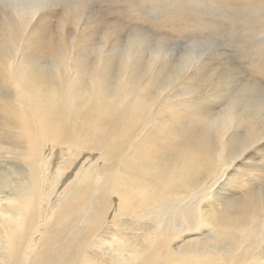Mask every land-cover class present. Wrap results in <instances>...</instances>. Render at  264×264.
Returning a JSON list of instances; mask_svg holds the SVG:
<instances>
[{"label":"bare ground","instance_id":"obj_1","mask_svg":"<svg viewBox=\"0 0 264 264\" xmlns=\"http://www.w3.org/2000/svg\"><path fill=\"white\" fill-rule=\"evenodd\" d=\"M147 1L160 14L137 19L158 32L215 21L188 17L191 0ZM204 1L264 23L247 16L264 0ZM81 6L55 16L53 38L39 2H1L0 264H264V44L224 74L193 44L167 69L151 34L106 44L108 19L68 38Z\"/></svg>","mask_w":264,"mask_h":264},{"label":"rangeland","instance_id":"obj_2","mask_svg":"<svg viewBox=\"0 0 264 264\" xmlns=\"http://www.w3.org/2000/svg\"><path fill=\"white\" fill-rule=\"evenodd\" d=\"M15 1L25 2V0H14V1L10 0V2H9V0H3V1L0 0V6H1V2L13 3ZM30 1L35 2V3L39 2L41 4L42 8H44V9H42V11L44 10L46 12L45 14H47V12H49V14H47V17L49 18V21L50 20L51 21L49 22L48 25H49V28H51L50 36L51 37L53 36V38L57 37V35H58V33H57L58 32L57 18L55 16L60 15L61 12H63V10H65V9H72L74 7V4L77 5L79 3V6H81V2L83 3L85 1L83 3V5L81 6L82 9L80 7L79 11H78V13L80 12L79 14L82 15V16L78 15V17L80 16L82 20L80 18H77V20H76L77 23L75 24L76 26L72 25L71 23H67L66 26H64V31H65V34L67 35L68 38H70L71 35L78 34L82 29L88 28L85 26H87L89 22L94 23L95 27L98 26L96 28L101 29L102 26L105 27L104 24H106L108 26V24L106 22H108L109 25H112L111 24L112 22H110V21H113V24L115 23V25H116L115 27L117 28L119 26L120 30L115 29L116 31L114 30V32H115L114 36L109 39L112 42H110L108 40V42L106 44H115V42H116V44H122V45L126 42H127L126 44H128L134 40L133 39L134 37L131 36L132 32H133L132 35H136V36L140 37L141 39H145V38H147V36H150V34H151L150 38H148L149 40L146 42L148 44H150V46L163 45L162 49H159L163 52H161L162 54L161 53L159 54L157 52V49H156V50L152 51L150 56L156 57L154 64H157V65L161 64L160 65L161 67L166 65L167 69L180 68L183 71V69L187 66V64L185 62V58H184L185 54L188 53V51H187L188 47L193 44L194 47L190 46V48H192L191 51H193L195 54L200 55V56L202 54V52H201L202 48L201 47L203 45H204L203 47H206L207 49H210V48L216 49L214 51V61H211V65L209 64L210 61L208 60L209 59L208 57L212 56L213 51H208L209 53L208 52L206 53L208 56L203 55V58H205L204 60L209 65V67L215 68L216 70H218V72L220 71L219 72L220 74H224L223 70L227 71L229 69H235L237 67L238 63L241 61V59H243L242 62L247 61L246 59H248V58L245 56V54H243V51H244L242 49L243 47H245L247 45L250 46V45H255V44H261V45L264 44V26L262 27V25L264 23L257 26V28H256L257 31L250 30L247 27V24L241 21V15H240V12L238 9H229V10L223 11L221 8L219 11L216 9H213V12H211V9L215 8L217 4L207 3L204 0H193V1L191 0V1H188L186 3H181L182 7H185L186 9H188V11L191 12V14H193V15L190 14L188 16V17L191 16L193 20H196L197 17L200 18L199 17L200 15L202 16V18H204L203 16H207L210 19H215L214 22L207 21L206 24H208V26L202 32L197 31L198 29H200V28H198L200 25L199 22L196 24V22L194 23L193 21H192L193 23L189 22L187 25L182 27L177 32H171V31L166 30V29L159 30L161 32L155 31L154 29H152L154 27L151 28V27H149V25L147 23H144V22L140 21L139 19H137V18H140L141 16H143V14L145 16L147 13H152L153 15H156V16L160 14V13H158L159 12L158 10L160 8L159 9L154 8V7L151 8V6H150L151 1L145 2V0H143V1L139 2V0H137L138 5H135L133 8L125 0L124 1L118 0V2L116 0H96L95 2L93 0H89V1H87V0H76L77 2L75 0H69V1L68 0L67 1L66 0H55V1L54 0H52V1L48 0V2H50L51 4L48 3L47 0H42V1L41 0H35V1L30 0ZM86 1L88 2L87 5H85ZM92 1H93V4H95L96 8L93 4H91ZM97 1L99 2V4H97L98 6L96 5ZM69 2H70V5H69ZM162 2L163 1H159V0H157V2L155 1V3H162ZM164 2H166V0H164ZM167 2H169V1L167 0ZM52 3H53V5H52ZM67 3H68V6H67ZM198 3H201L203 6L202 7L199 6ZM89 4H91L92 6ZM103 4L105 7L103 6ZM84 5L87 7H84ZM88 5H89V8H88ZM167 6L168 5H166V7ZM53 7H55V8H53ZM90 7L92 9H90ZM135 7H136V9H135ZM83 8H85L86 10ZM175 8H176L175 6L169 7L170 10H175ZM53 9L56 11L55 13H54ZM57 9H59V10H57ZM89 9L91 12L87 11ZM96 9L99 11L97 12ZM100 9H102V10H100ZM167 9H168V7H167ZM121 10L126 14L125 17L121 16V12H122ZM92 11H93V13L95 12V14L91 15ZM160 12H161V10H160ZM206 12L210 15H213V16L216 15V16H214V17H211L210 15L208 16V15H206L207 14ZM106 13H108V14H106ZM85 14H87V15H85ZM202 14H205V15H202ZM93 16H96L95 19H93L94 18ZM247 16L252 17V18H259V17L262 18V17H264V9L254 7V5H250L248 10H247ZM0 17H2L1 14H0ZM83 18H86V20ZM87 18H89V19H87ZM96 18L98 19V21L96 20ZM107 19L110 21H108ZM78 20H80V22ZM87 20H88V22H86ZM100 20L105 22V23L101 22ZM138 21H139V23H138ZM51 22H53V24ZM90 23H89V26H94V25H90ZM203 24H205V23H203ZM100 26H101V28H100ZM142 26L145 28H143ZM123 27H125L124 29L128 32L124 31L122 29ZM135 28H136V30H134ZM137 31H139V33ZM153 34H157V36H155ZM161 34H163V36L165 37V39H163L165 42L163 40L158 39V36ZM97 37L95 36L96 39L93 38V40H92L93 42H90V43L93 44V43H95V42L97 43V41H99V43H97V44H101L102 39L101 40L97 39ZM153 37H155V38H153ZM94 39H95V41H94ZM123 40H125V42ZM186 42H188V43H186ZM210 54H211V56H210ZM242 57H246V59H244ZM238 58H241V59L239 60ZM237 59L239 62L237 61ZM144 60H146V59H144ZM241 65H242V63H241ZM245 67L248 70V63ZM230 85L233 86V83ZM64 153L65 154H63V156L65 159V157L67 158L69 156L71 151L66 148ZM45 154L54 155L55 159H54L53 165H54V163H57L60 159V157H57V155L60 154L58 148H52L50 145H47L45 147ZM85 155L87 156V153L81 154L80 160L78 161L76 168H74L71 171L70 176H72L74 173H76L80 163L83 160H85V158H86ZM50 165H52V164H50ZM129 224H132L135 227V225L133 223H129ZM36 240L34 242H36Z\"/></svg>","mask_w":264,"mask_h":264}]
</instances>
